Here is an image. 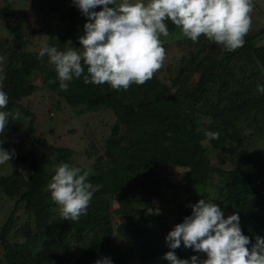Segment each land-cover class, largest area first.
<instances>
[{
    "label": "trees",
    "instance_id": "16d2710c",
    "mask_svg": "<svg viewBox=\"0 0 264 264\" xmlns=\"http://www.w3.org/2000/svg\"><path fill=\"white\" fill-rule=\"evenodd\" d=\"M101 9L97 6L92 11ZM81 15L74 2L64 14L74 30L76 44ZM83 21L84 25L90 22L86 16ZM165 23L170 35L177 26L170 20ZM262 35L264 26L249 31L244 46L233 52L224 51L203 35L198 42L178 39L177 45H188L189 50L181 54L177 73L170 81L164 82L155 73L143 85L132 84L127 90H115L107 83L85 84L81 77L74 78L63 91L54 67L49 66L42 83L69 106L107 108L114 119L105 134H99V148L90 144L85 150L91 161L89 169L73 162L74 152L69 147H58L54 157L45 154L39 159L33 157L30 147L25 155L16 156L28 163L27 178L16 171L0 173V189L12 204L0 225V264H96L104 258H110L112 264H170L163 258L170 250L165 237L174 228L167 216L144 207L152 198L180 190L174 181L158 174L163 167L186 169L181 191L189 197L180 203L178 224L192 214L191 205L205 199L216 203L225 218L237 214L242 233L252 243L257 237L264 238L263 204L253 189L250 173L221 169L211 161V153L224 154L230 150L227 146L241 142L244 127L260 133L264 129L260 125L264 124V93L257 91L258 84L264 85V44L257 42ZM22 37L19 31L1 44L0 74L6 77L2 90L9 97L3 110H20L30 118V143L47 144L34 137L35 114L21 103L36 90L32 77L44 67L46 57L39 58L25 49ZM15 122L9 118L0 139L13 132ZM204 130L219 132V139L208 140ZM60 163L79 167L82 173H89L92 184L102 185L94 193L87 214L78 221L63 219L47 191L54 166ZM214 173L219 180L212 185ZM19 209L22 213L17 215ZM135 215H140V224ZM137 227L136 250L123 252L115 236L130 235ZM13 233L21 239H13ZM175 254L181 259L193 255L204 259L183 243Z\"/></svg>",
    "mask_w": 264,
    "mask_h": 264
},
{
    "label": "clouds",
    "instance_id": "9594fccd",
    "mask_svg": "<svg viewBox=\"0 0 264 264\" xmlns=\"http://www.w3.org/2000/svg\"><path fill=\"white\" fill-rule=\"evenodd\" d=\"M90 22L84 25L79 48L59 50L43 46L39 58L48 57L54 66L63 91L74 78L85 84H109L115 90H127L132 84L143 85L159 71L166 58L161 36L168 37L166 21L181 29L193 42L203 35L210 42L233 52L245 44L251 29L252 0H73ZM114 5V7H108ZM102 6L100 11L92 9ZM6 77L0 74V134L9 118L19 120L20 113L4 111L9 97L3 88ZM50 83L54 81H49ZM264 93V85H257ZM208 140H218L220 133L204 130ZM4 143L0 139V145ZM15 155L0 147V165L8 164ZM47 184L51 200L59 207L63 219L78 221L87 214L94 193L102 185L92 184L89 173L69 163L54 166ZM27 178V174L21 170ZM192 214L174 226L165 237L169 251L164 259L170 264H264V238L252 243L242 233L237 214L227 218L221 208L205 199L191 205ZM183 243L186 249L206 254L189 259L178 258L175 250ZM251 244V248L248 245ZM96 264H112L110 258Z\"/></svg>",
    "mask_w": 264,
    "mask_h": 264
},
{
    "label": "rangeland",
    "instance_id": "374dc122",
    "mask_svg": "<svg viewBox=\"0 0 264 264\" xmlns=\"http://www.w3.org/2000/svg\"><path fill=\"white\" fill-rule=\"evenodd\" d=\"M252 2L254 9L251 13L250 31H256L264 26V0H252ZM72 3L73 0H0V50L4 48L1 44L6 40H11L19 31L22 32V39L25 40V49L36 55L45 45L57 47L59 50H66L69 47L79 48L80 44H76L74 30L67 17L64 16L65 11L70 8ZM108 7H114V5H108ZM84 18L85 15L82 14L78 20L79 32L76 34L80 36L84 35V21L82 22ZM160 39L166 51V58L162 68L156 74L161 80L168 83L171 77L177 73L181 54L186 53L189 46L182 48L177 45L176 40L185 39L178 27L168 37L161 36ZM257 42L264 44V35L260 36ZM45 57L46 64L37 69L32 77V81L37 85L36 90L21 100V103L35 114L34 137L44 139L47 144L30 143L27 133L30 118L24 116L17 108L13 109L11 112L18 111L20 118L15 120V129L0 147L9 152L14 150L15 155L8 164L0 165V173L21 172V170L28 173V163L20 161L16 156L25 155L30 147L33 150V157L36 159L45 154L52 158L55 156L56 148L69 147L74 152L73 162L89 169L91 161L86 157L85 150L89 148L90 144L99 148L102 142V135L99 134L103 132L104 135L105 129L113 122L114 118L109 109L90 110L82 106H69L57 92L43 84L47 68L52 65L48 57ZM260 125L264 126L263 122H260ZM243 130L245 136L240 143L227 146L226 148H230V150H225L224 154L211 153V161L221 169H242L250 173L253 178V189L259 193L258 198L264 209V129L261 133L258 129L251 130L248 127H244ZM185 173L186 169L177 167L160 169L158 174L174 181L180 190L178 192L175 189L167 191L164 196L152 198L150 203H144L148 207L143 205L149 210H155L167 216L171 229L178 224L177 218L180 214L181 201L189 197L188 193L181 191ZM218 180V175L214 173L210 183L213 185ZM212 189L214 188L212 187ZM138 201L141 202V200ZM143 206L141 205V207ZM11 209V200L0 189V225L8 217ZM21 213V209L16 212L17 215ZM134 217L140 224V215ZM136 231H138V227L130 235L115 236L116 242L123 252L127 253V249H131L133 252L136 250L138 244V239H135ZM12 238L21 239L16 233H13ZM1 254H3V249L0 245V256ZM201 256L206 258L204 253H201Z\"/></svg>",
    "mask_w": 264,
    "mask_h": 264
},
{
    "label": "bare ground",
    "instance_id": "6f19581e",
    "mask_svg": "<svg viewBox=\"0 0 264 264\" xmlns=\"http://www.w3.org/2000/svg\"><path fill=\"white\" fill-rule=\"evenodd\" d=\"M257 223V222H256Z\"/></svg>",
    "mask_w": 264,
    "mask_h": 264
}]
</instances>
